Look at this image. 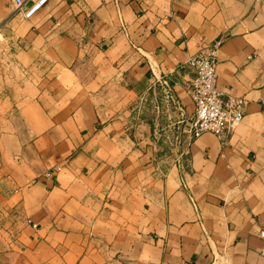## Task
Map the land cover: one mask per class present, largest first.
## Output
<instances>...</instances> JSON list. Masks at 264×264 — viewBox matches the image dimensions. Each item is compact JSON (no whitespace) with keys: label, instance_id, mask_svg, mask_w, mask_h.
Here are the masks:
<instances>
[{"label":"crops","instance_id":"crops-1","mask_svg":"<svg viewBox=\"0 0 264 264\" xmlns=\"http://www.w3.org/2000/svg\"><path fill=\"white\" fill-rule=\"evenodd\" d=\"M217 43L244 118L180 166L166 128ZM261 230L264 0H0V264H263Z\"/></svg>","mask_w":264,"mask_h":264},{"label":"built area","instance_id":"built-area-1","mask_svg":"<svg viewBox=\"0 0 264 264\" xmlns=\"http://www.w3.org/2000/svg\"><path fill=\"white\" fill-rule=\"evenodd\" d=\"M14 0L16 10H21L25 18H31L49 0ZM218 43L202 48L197 54L188 59L195 75L187 86V91L194 105L192 115L183 116L167 126L165 142L176 154V163L182 165L185 150L182 145L186 138L188 143L206 132L224 137L231 134L243 121L245 114V98L225 93L217 87ZM157 85L164 88L167 99L173 98V86L168 77H157ZM178 103V102H176ZM181 106L179 103L177 104ZM60 169V168H58ZM51 175V172L48 173ZM263 245L261 257L264 264V230L260 231Z\"/></svg>","mask_w":264,"mask_h":264}]
</instances>
